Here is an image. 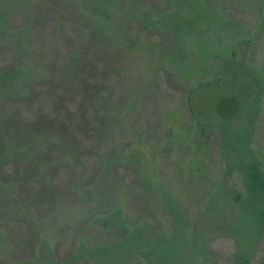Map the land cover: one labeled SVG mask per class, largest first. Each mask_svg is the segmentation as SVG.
Returning <instances> with one entry per match:
<instances>
[{
  "label": "rangeland",
  "instance_id": "1",
  "mask_svg": "<svg viewBox=\"0 0 264 264\" xmlns=\"http://www.w3.org/2000/svg\"><path fill=\"white\" fill-rule=\"evenodd\" d=\"M0 22V264H264V0H0Z\"/></svg>",
  "mask_w": 264,
  "mask_h": 264
},
{
  "label": "water",
  "instance_id": "2",
  "mask_svg": "<svg viewBox=\"0 0 264 264\" xmlns=\"http://www.w3.org/2000/svg\"><path fill=\"white\" fill-rule=\"evenodd\" d=\"M240 103L232 97L222 98L216 105V112L218 116L228 119L238 115Z\"/></svg>",
  "mask_w": 264,
  "mask_h": 264
},
{
  "label": "trees",
  "instance_id": "3",
  "mask_svg": "<svg viewBox=\"0 0 264 264\" xmlns=\"http://www.w3.org/2000/svg\"><path fill=\"white\" fill-rule=\"evenodd\" d=\"M104 6V4H103ZM100 7V6H99ZM104 10V9H103ZM99 12V10H97ZM106 12V10H104V13ZM1 23V22H0ZM7 38V36H4ZM234 118V117H233ZM225 119V118H224ZM231 119V118H228ZM227 120V119H225ZM258 167L254 166L251 172L253 175H250L249 177L251 178V186H252V192L257 195V194H264V184H258L260 182L259 177H261L260 173L257 171ZM262 178V177H261ZM264 217V216H263ZM154 246V245H153ZM155 248L158 249V246L155 245Z\"/></svg>",
  "mask_w": 264,
  "mask_h": 264
}]
</instances>
